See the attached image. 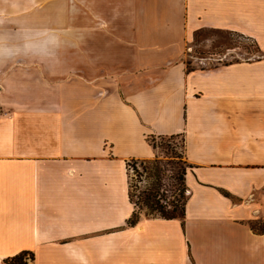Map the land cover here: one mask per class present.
Here are the masks:
<instances>
[{
    "label": "crops",
    "instance_id": "1",
    "mask_svg": "<svg viewBox=\"0 0 264 264\" xmlns=\"http://www.w3.org/2000/svg\"><path fill=\"white\" fill-rule=\"evenodd\" d=\"M202 29L264 52V0H0V264H264V57L187 71ZM178 136L183 220L127 226Z\"/></svg>",
    "mask_w": 264,
    "mask_h": 264
},
{
    "label": "rangeland",
    "instance_id": "2",
    "mask_svg": "<svg viewBox=\"0 0 264 264\" xmlns=\"http://www.w3.org/2000/svg\"><path fill=\"white\" fill-rule=\"evenodd\" d=\"M262 57L264 52L251 39L233 32L202 29L194 34L191 42L187 43L183 61L192 71L214 69L235 62L255 61ZM149 141L157 150L159 158L127 163L132 201L137 203L139 215L149 214V210L143 204L144 198L145 195L156 192L162 199L157 197L155 200L160 199L161 205L166 207L174 203L180 207L179 195L182 184L179 179L187 168L182 155L181 137H159ZM136 172L143 177L139 178Z\"/></svg>",
    "mask_w": 264,
    "mask_h": 264
},
{
    "label": "trees",
    "instance_id": "3",
    "mask_svg": "<svg viewBox=\"0 0 264 264\" xmlns=\"http://www.w3.org/2000/svg\"><path fill=\"white\" fill-rule=\"evenodd\" d=\"M186 70L191 71L190 69L187 68V65H186ZM144 172H145V170H143V173ZM184 175H185V171L182 173L181 178L179 179L181 181V184H182L181 185L182 190H181V193L179 195V197L181 198V206L179 207L178 205L171 203V204H168L169 206L165 207V206L160 204L159 200L162 199L161 196L160 195L158 196L157 192H156L157 194L151 193V194L145 195L144 202H143L146 209L149 210V214H147V216H157V217L165 219V220H173V219H179L181 221L183 220V218H184V206L186 203V197H184V192H185ZM137 176L139 178L143 177V175H141L139 173H137ZM128 197H129L130 202L133 203V205L137 209V203L132 201L131 187H130L129 181H128ZM157 197H159L160 199L155 200ZM138 220H139V213L137 211H135L132 214L131 218L127 221V226H129V227L134 226ZM251 229L253 231L257 232L258 231V224H252ZM259 231H264V227L262 229H260ZM32 259H33V255L31 253L22 252L19 255L7 260L6 263L7 264H27V260H32Z\"/></svg>",
    "mask_w": 264,
    "mask_h": 264
},
{
    "label": "clouds",
    "instance_id": "4",
    "mask_svg": "<svg viewBox=\"0 0 264 264\" xmlns=\"http://www.w3.org/2000/svg\"><path fill=\"white\" fill-rule=\"evenodd\" d=\"M48 43H53L52 41H47V42H45V46L48 44ZM39 46L38 45H35V44H32L31 42H29V43H25L24 44V48H26V49H35V48H38ZM9 53H11V49H8L7 50Z\"/></svg>",
    "mask_w": 264,
    "mask_h": 264
},
{
    "label": "built area",
    "instance_id": "5",
    "mask_svg": "<svg viewBox=\"0 0 264 264\" xmlns=\"http://www.w3.org/2000/svg\"><path fill=\"white\" fill-rule=\"evenodd\" d=\"M247 39H249V38H247ZM188 195V192L187 191H185V196H187ZM28 258V257H27Z\"/></svg>",
    "mask_w": 264,
    "mask_h": 264
}]
</instances>
